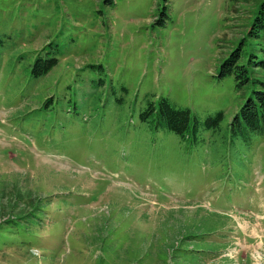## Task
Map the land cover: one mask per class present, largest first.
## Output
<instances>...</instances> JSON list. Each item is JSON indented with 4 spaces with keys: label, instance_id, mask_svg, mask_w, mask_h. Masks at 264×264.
Instances as JSON below:
<instances>
[{
    "label": "rangeland",
    "instance_id": "1",
    "mask_svg": "<svg viewBox=\"0 0 264 264\" xmlns=\"http://www.w3.org/2000/svg\"><path fill=\"white\" fill-rule=\"evenodd\" d=\"M261 1L0 0V264H264V133L231 127Z\"/></svg>",
    "mask_w": 264,
    "mask_h": 264
},
{
    "label": "trees",
    "instance_id": "2",
    "mask_svg": "<svg viewBox=\"0 0 264 264\" xmlns=\"http://www.w3.org/2000/svg\"><path fill=\"white\" fill-rule=\"evenodd\" d=\"M264 31V0H262L254 17V22L250 27L249 34L258 35L259 31ZM249 56L246 63H240L239 48H235L231 53L221 62V75H231L234 73L236 85L241 86L248 81L247 64H257L256 61L251 60ZM43 59H36V64L33 67L35 75L47 72L51 63L44 64L42 69L39 68L38 63ZM152 115V120L157 122L156 125L162 126L171 132L184 136V133L190 125V112L188 109L175 108L166 98H160L157 106L150 103L147 110L142 113V119H147ZM222 114L217 113L215 116H208L205 118L206 126H217ZM194 119V128L197 124ZM232 131H239L241 135L245 136L248 131L255 133H264V91H255L254 97L249 96L239 108L231 121ZM212 128V127H211Z\"/></svg>",
    "mask_w": 264,
    "mask_h": 264
},
{
    "label": "crops",
    "instance_id": "3",
    "mask_svg": "<svg viewBox=\"0 0 264 264\" xmlns=\"http://www.w3.org/2000/svg\"><path fill=\"white\" fill-rule=\"evenodd\" d=\"M204 213H205V214H208V213L217 214V212H215V211H213V210H206V211H204ZM222 251H223V249H221V253H220V254L226 255V254L223 253ZM211 254H212V252H211ZM211 254H210V255H211ZM219 256H220V255H219ZM212 260H213V257H210V258H209V261L212 262ZM201 264H212V263H208V262H206V261L201 260ZM235 264H238V263H235ZM254 264H255V263H254ZM256 264H257V262H256Z\"/></svg>",
    "mask_w": 264,
    "mask_h": 264
}]
</instances>
